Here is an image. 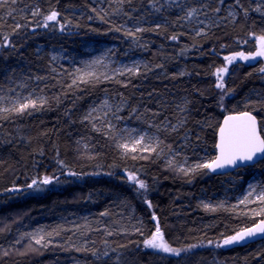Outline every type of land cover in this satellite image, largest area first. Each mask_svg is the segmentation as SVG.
<instances>
[{
  "label": "trees",
  "instance_id": "trees-1",
  "mask_svg": "<svg viewBox=\"0 0 264 264\" xmlns=\"http://www.w3.org/2000/svg\"><path fill=\"white\" fill-rule=\"evenodd\" d=\"M256 2L242 0L244 8L249 9L247 16L233 8L235 19L212 27L206 35L197 36L187 25L173 27L171 22L167 30L140 34L147 44L146 50H130L131 41L121 32L111 30L126 20L118 9L143 10L146 0H133L131 5L116 2L110 11L106 10L108 16L103 13L97 16L92 11L93 7L100 10L93 0H20L16 5L0 9V15L4 16V21H0V43L3 35H8L14 44V47H0V95L23 83L49 99L44 108L32 115L13 114L7 121L0 120V264H63L70 260L81 264H106V261L117 264V256L119 264H264V240L243 246L216 247L224 238L254 225L264 215L251 216L230 206L205 209L201 202L202 198L219 200L226 179L234 173L214 175L205 169L184 175L155 153L148 159L139 158L147 153H136L137 158L133 159V154L125 155L113 139L94 131L87 121L81 122L90 106L106 94L123 92L135 102L143 92L146 100H152L148 105L152 108L157 100L165 99L167 114L173 116V122L181 116L174 109L176 103L186 107L184 115L188 119L184 128L167 138L174 150L187 133L189 143L208 149L214 158L222 118L244 110L252 111L258 118L264 135V105L249 103L245 107L246 101L264 97V73L260 72L264 58L236 59L231 64L224 59L238 52L253 54L258 49L255 37L264 36V16L252 10ZM36 6L42 14L33 18L25 9ZM53 9L61 13V19H71L79 27L70 26L63 34L42 28L33 33L35 22ZM13 10L14 19L7 15ZM228 10L222 7L219 17H226ZM143 15L149 20L153 18L146 11ZM16 23L25 27L13 32ZM173 34L178 35L176 41L170 39ZM84 42L113 45L119 57L130 52L151 65L162 63L165 67L148 73L147 78H133L132 85L136 87L105 82L96 87L79 84L78 88H69L72 77L53 64L48 49H79ZM40 46L44 47L42 51ZM222 67L228 69L224 73V89L231 90L223 101L221 90L216 88V70ZM34 75L47 79L30 80L29 76ZM153 90L158 95L147 97ZM58 160L79 173V178L63 175ZM255 168L263 169L264 164ZM53 174L60 177L59 183L43 186L42 191L27 187L32 179ZM129 174L143 180L148 185L147 192L139 190L138 194L127 178ZM14 188L20 191L10 190ZM145 197L152 207H148ZM132 211L133 219L139 223L137 228L124 232L112 228L132 216ZM105 212L107 215H101ZM82 213H91L100 222L96 229L86 232L91 241L89 246H72L65 243L61 220ZM39 219L51 225L52 236L46 240L45 247L36 245L22 232ZM157 224L169 246L186 250L179 257L145 249L144 241L151 238ZM108 231L113 234L108 235ZM104 251L113 259L107 260Z\"/></svg>",
  "mask_w": 264,
  "mask_h": 264
},
{
  "label": "snow or ice",
  "instance_id": "snow-or-ice-1",
  "mask_svg": "<svg viewBox=\"0 0 264 264\" xmlns=\"http://www.w3.org/2000/svg\"><path fill=\"white\" fill-rule=\"evenodd\" d=\"M18 2H20V0H0V9L16 5ZM115 2L120 5H131L133 0H115ZM214 2L216 4L215 7H213V0H146V5L143 10L133 8L131 11H124L123 9H118V12H122L126 20L124 23L114 25L111 30L121 32L131 41L130 50L136 48L146 50L147 44L142 41L140 34L148 32L159 33L161 30H167L169 22L172 23L173 27L177 24H179L180 27H185L186 25L191 26L195 34L199 36L207 34L204 31L205 28H210L213 25L219 26L217 17L221 20L227 19L228 17L234 18L236 12L231 10L233 8H238L244 16H247L249 13V9L244 8L242 0H232L231 3H226V0H214ZM222 7L229 9L228 17H219ZM262 9H264V2H262V0H257L256 6L252 10L264 16V10ZM28 10L33 18L39 17L42 14L38 6L29 7ZM21 11L23 12L24 9H21ZM92 11L96 12L97 16H101V13H103V16L109 15L106 10H97L95 7L92 8ZM144 11H146L150 17H153V19H147L143 15ZM136 12L141 14L134 16L133 13ZM7 15L14 19V10L8 12ZM89 19H92V17H89ZM128 20H133L134 24L128 25ZM0 21H4L3 15H0ZM29 23H31V21H29ZM145 24L147 26H144ZM70 26L79 27V25H73L71 19H61V13L53 9L47 14H44L42 20H37L35 22V27L31 28V31L35 33L37 29L42 28L49 31H59L63 34ZM22 27H25V25L16 23L13 27V32L19 31ZM170 39L176 41L178 35L173 34L170 36ZM255 39L259 43V47L255 53L245 55L244 52H238L233 56H225V61L231 64L236 59L254 61L257 57L264 58V36L255 37ZM0 47H14L8 35H3V42L0 43ZM128 54V52L124 53L126 56ZM114 55L115 50L110 48L102 55L87 62L84 70L77 68L74 73H70L73 78L68 87L72 88L76 86L78 88L79 84H90L96 87L99 84L108 82L127 88L132 85L133 78L141 76L147 78L148 73L165 67L162 63L151 65L145 61L133 59L131 63H121L112 67L111 71L97 73L93 70L97 65L108 68L109 63H106V60H110L111 64H115L116 61L111 60V57ZM58 58H60L58 54H53L51 56L52 61H56ZM52 71H55V68H53ZM227 71V67L218 68L216 70L218 79L216 87L222 92L220 97L221 101H223L224 96L228 95L231 91L229 90L226 92L222 82L223 74ZM260 72L264 73V68H260ZM180 75H184V73L181 72ZM120 77H124V79L121 80L119 79ZM29 79L41 81L47 79V77L34 75L29 76ZM132 86L136 87L135 85ZM9 91L14 93V96L8 97L6 95H0V120L3 121H7L13 114L16 116H23L25 113L32 115L33 112L40 111L49 103V99L43 95H35L32 92L28 95L17 94L16 88H10ZM107 91L108 90L105 89L106 93ZM146 95L151 98L158 95V93L153 90L149 91ZM56 99L58 100L59 97H56ZM151 103L152 100H146L145 93L143 92L139 94V99L135 102L132 97L123 92H115L112 95L106 94L102 100L90 106L81 122L87 121L92 125L94 131L102 132L106 138L113 139L116 146L120 148L125 155L132 153L133 159L137 158L135 154L138 152L148 154L141 155L139 158L142 159H148L153 153L159 156L165 149H167L169 153H174L175 150L173 145L168 142L167 138L173 136V134H179L180 130L184 128L187 123L188 117L187 115H181L174 123L173 116L167 114L168 103L165 99L157 100L155 108L148 106ZM249 103L264 105V97L254 102L246 101V108ZM176 108L180 113H185L187 111L186 107H181L180 105H176ZM97 121H99V123H96ZM114 121L120 122V124L118 125L114 123ZM129 122H133L137 126L143 125L144 127H128L127 125ZM0 127H2V125H0ZM182 139L185 145H187L190 138L187 133H185ZM197 140H199V136H197ZM215 148L217 154L214 158L202 160L190 167L181 166L178 168V171L182 172L184 175H188L189 173H196L206 169L208 173L227 174L228 169H238L245 165L255 168L260 164H264V135H261V128L257 117L252 114V111L244 110L238 114L225 117L223 123L218 126V141L215 144ZM57 163L63 170V175L79 178L80 174L72 171L62 160H58ZM168 164L171 166V159H169ZM127 178L136 186L138 194H140L139 190L147 192L148 185L135 174H129ZM59 182V176L55 174L51 176L45 175L40 179H32L27 187L35 191H42L43 186ZM10 190L20 191L19 188ZM257 201L261 205H264V185L259 186L258 190L256 184H249L246 195L239 203L247 206L249 203ZM145 202L148 204V207H152L151 202L148 201L146 197ZM203 207L205 209L211 208L215 210L216 207L224 208V204L222 202L213 207L205 203ZM101 215H107V212L101 213ZM254 215H264V207L258 212H254ZM153 219H156L155 214H153ZM136 231H139V229H136ZM107 234L112 235L113 233L108 231ZM48 235H52V233ZM256 237L264 240V219L259 220L253 226L242 228L234 234L227 236L222 240V243H217L216 247L237 244L246 245L249 240ZM34 239L36 244L42 247L46 246V244L42 243V241H44V236L34 237ZM208 243L211 245L213 241L210 240ZM121 247L125 246L121 245ZM144 247L145 249H152L176 257H179L182 251H186L184 249L169 246V244L164 241L158 224L151 238L144 241ZM115 251V249H112V252ZM92 255L95 256L97 253L92 252ZM103 256L107 258V260L113 259L108 251H104ZM115 259L117 264H119L120 257L117 256Z\"/></svg>",
  "mask_w": 264,
  "mask_h": 264
},
{
  "label": "rangeland",
  "instance_id": "rangeland-1",
  "mask_svg": "<svg viewBox=\"0 0 264 264\" xmlns=\"http://www.w3.org/2000/svg\"><path fill=\"white\" fill-rule=\"evenodd\" d=\"M93 1L98 5L100 9L107 10V11H110L112 5H115L114 3H116L113 1L109 2L110 0H93ZM25 11H28V9H25ZM228 11H227L226 17H228ZM235 17L234 18L228 17L227 19H222V20L217 19V23L220 24L223 22L231 21L235 19ZM127 23L128 25H133L134 21L128 20ZM214 26L215 25H213L212 27ZM188 27H190L191 30L195 33L194 29L191 26H188ZM212 27L205 28L204 31L207 32ZM43 48L44 47L42 46L39 47L41 51L43 50ZM110 48L115 50V46L113 45L97 44L93 42H84L79 49L66 50L60 47H51L49 52H50V57L53 54H58V56L60 57L56 61H52L53 64L61 68L63 71L68 72L70 74V73H74L77 68L84 70L87 62L102 55L105 51H107ZM128 53L129 54L127 56L124 55L122 57H119L118 54L115 52V55L111 57V60L116 61L115 64H111L110 60H106L105 62L109 63L108 68H104L103 66L97 65L93 70L96 71L97 73L111 71L112 67H115L121 63H131L133 59L142 60L146 62V60L143 57L138 56V55H133L130 52ZM70 76L73 78L72 75ZM224 79L225 77L223 74V81H222L223 84H224ZM216 82H218V79H216ZM15 88L17 90V94L28 95L30 92H32L35 95H38L35 90L30 89L28 85H25L23 83H17ZM2 95L12 97L14 96V93H12L11 91H6ZM98 102H95V103H98ZM176 105H180L181 107H184L178 102L176 103ZM176 105L174 106V109L178 113L179 110L176 108ZM180 115H184V113H180ZM96 123H99V121H97ZM114 123L118 125L120 124V122H117V121H114ZM127 126L128 127H141V128L144 127L143 125L137 126L133 122H129ZM148 131H151V130H148ZM156 157L160 158L161 161H163L167 165H169L168 161L169 159H171L172 160L171 165L177 168L181 166L190 167L194 165L195 163L201 162L202 160L210 159L211 151H209L206 148L200 149L198 146L194 147L192 143H189V141L187 142V145H185V142L183 141V139H181L179 141V146L175 149L174 153H169L166 150H164V152H162L159 156L156 155ZM249 184H256L258 186V190H259V186L264 185V168L259 169V168L251 167L242 172L234 173L232 176L226 179L224 192L220 196L219 200L210 201V200L202 198L201 202L203 204L207 203L211 206H216L223 202L224 207L230 206L232 209H241V211H244L245 214H248L251 216H257V215H254V212H258L262 207H264V205H261L258 201L249 203L247 206L239 203V201L243 199V197L246 195ZM61 222H62L61 232L65 234L64 236L65 237L64 239L66 241L65 243L70 244L72 246H78V245L89 246L91 244V241L86 232H91L92 230L96 229L100 221L96 220L91 213H82L79 215H73L69 219H62ZM138 226H139V223L133 219V211H132V216L126 219H122L121 222H119L117 225H112V228L115 230L124 232V231H129L130 229H135ZM50 227H51L50 224L48 226V224L45 223L43 219H39V220L34 221V223L27 226L25 229H23L22 232L26 236H28L34 243H35L34 237L44 236V241H42V243L46 244V240L49 238V236H52V235H48L51 231ZM163 239L166 242L164 236H163ZM152 251H155V250H152ZM63 264H81V262L78 260H70L69 262H66Z\"/></svg>",
  "mask_w": 264,
  "mask_h": 264
},
{
  "label": "water",
  "instance_id": "water-1",
  "mask_svg": "<svg viewBox=\"0 0 264 264\" xmlns=\"http://www.w3.org/2000/svg\"><path fill=\"white\" fill-rule=\"evenodd\" d=\"M218 83V82H217ZM217 88V87H216ZM235 114H238V113H229V114H226L223 118H222V121H221V124L223 123V120H224V118L225 117H227L228 115H235ZM254 115V114H253ZM255 116V115H254ZM257 120H258V118H257ZM258 123H259V120H258ZM259 126H260V123H259ZM261 128V127H260ZM261 135H262V133H261ZM217 141H218V131H217V140H216V143H217ZM217 154V150H216V148H215V155ZM247 167H250V166H247V165H245V166H242V167H240V168H238V169H228L227 170V174H231V173H235L236 171H238L239 169H243V168H247ZM211 174H214V175H218V174H220V173H211ZM264 219V218H263ZM262 220V219H261ZM253 226V225H252ZM261 241H263L262 239H260L259 237H256V238H253V239H251V240H249V242L246 244V245H248V244H252V243H256V242H261ZM244 244H237V245H228V246H223V247H227V248H229V247H236V246H243Z\"/></svg>",
  "mask_w": 264,
  "mask_h": 264
},
{
  "label": "bare ground",
  "instance_id": "bare-ground-1",
  "mask_svg": "<svg viewBox=\"0 0 264 264\" xmlns=\"http://www.w3.org/2000/svg\"><path fill=\"white\" fill-rule=\"evenodd\" d=\"M44 49V48H43ZM48 51H50V49H48ZM49 54H50V52H49ZM2 79V78H1ZM2 83V82H1ZM6 83V82H5Z\"/></svg>",
  "mask_w": 264,
  "mask_h": 264
},
{
  "label": "flooded vegetation",
  "instance_id": "flooded-vegetation-1",
  "mask_svg": "<svg viewBox=\"0 0 264 264\" xmlns=\"http://www.w3.org/2000/svg\"><path fill=\"white\" fill-rule=\"evenodd\" d=\"M259 123H260V121H259Z\"/></svg>",
  "mask_w": 264,
  "mask_h": 264
}]
</instances>
